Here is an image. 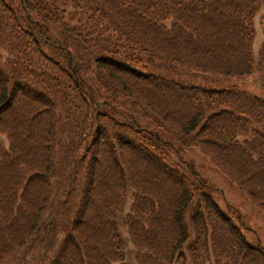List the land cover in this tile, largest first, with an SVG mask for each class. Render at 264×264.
Listing matches in <instances>:
<instances>
[{
    "label": "trees",
    "instance_id": "1",
    "mask_svg": "<svg viewBox=\"0 0 264 264\" xmlns=\"http://www.w3.org/2000/svg\"><path fill=\"white\" fill-rule=\"evenodd\" d=\"M11 1L0 0V264L37 249L53 222L60 239L39 264H126L116 219L128 189L137 264H264L241 212L182 156L198 148L264 212V95L182 76L263 74L264 0Z\"/></svg>",
    "mask_w": 264,
    "mask_h": 264
},
{
    "label": "rangeland",
    "instance_id": "2",
    "mask_svg": "<svg viewBox=\"0 0 264 264\" xmlns=\"http://www.w3.org/2000/svg\"><path fill=\"white\" fill-rule=\"evenodd\" d=\"M12 3L11 0H9ZM264 17V7L254 18V26L256 29V36L253 42V54L257 58V54L261 43L264 41V35L261 28V20ZM78 22V18L71 22L72 25ZM50 30L54 36H59L57 28L50 26ZM182 76L189 82L200 83L201 81L210 84L214 88L222 87H236L237 89L246 90L250 93H254L260 96L264 95V73L255 72L250 76L241 78L239 76H223L212 75L209 73H203L195 71L189 68L183 69ZM182 77V78H183ZM128 100V99H127ZM119 101H125L120 98ZM125 107H131V103H125ZM136 115L141 117V126L150 125L151 121L141 113L140 110L135 109ZM0 142L5 146H8L5 136L0 134ZM173 154V153H172ZM174 156V157H173ZM171 156V161L176 162V155ZM182 156L184 159L193 162L198 171L208 181L210 190L213 191V195L218 201V204L225 207V204H231L235 209L241 212L245 222L250 228L245 233L250 242L258 241L264 246V212L255 204H253L248 196L241 191L237 186L230 182L221 172L217 171L210 163L208 158L200 152L196 147H184L182 149ZM133 191L128 189V194L124 203L122 212L116 219L118 231L121 236L122 245L125 253L124 262L126 264H137L135 261V247L128 235L127 229L123 224L125 214L129 212L132 201ZM51 215L49 213L48 217ZM60 239V234L55 231L54 222L46 227L42 241L39 243L37 249L27 254L20 253L17 258L11 264H39L44 261L45 258L52 255L56 249ZM35 259V261H34ZM187 264H193L187 255ZM117 264V263H116ZM206 264H213V261H209Z\"/></svg>",
    "mask_w": 264,
    "mask_h": 264
}]
</instances>
